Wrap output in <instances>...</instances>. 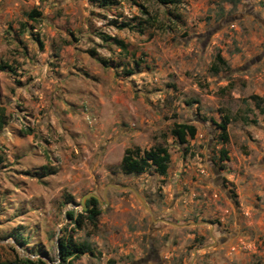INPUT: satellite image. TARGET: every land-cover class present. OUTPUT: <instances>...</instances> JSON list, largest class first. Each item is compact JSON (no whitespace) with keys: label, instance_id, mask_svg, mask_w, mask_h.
Instances as JSON below:
<instances>
[{"label":"rangeland","instance_id":"1","mask_svg":"<svg viewBox=\"0 0 264 264\" xmlns=\"http://www.w3.org/2000/svg\"><path fill=\"white\" fill-rule=\"evenodd\" d=\"M112 1L0 0V262L264 264V0Z\"/></svg>","mask_w":264,"mask_h":264},{"label":"trees","instance_id":"2","mask_svg":"<svg viewBox=\"0 0 264 264\" xmlns=\"http://www.w3.org/2000/svg\"><path fill=\"white\" fill-rule=\"evenodd\" d=\"M108 3H113L112 0H102ZM161 5H173L178 2V0H156ZM39 13L32 10L28 13L30 19L38 16ZM119 28L126 27L125 24H114ZM106 40L112 41L118 48L123 49L124 44L114 37H106ZM94 53L92 54V56ZM217 60L220 63H223V60L217 56ZM103 63V60H102ZM255 100V107L259 108V112L264 113V107L260 106V103L264 100L257 96H252ZM229 124V117L223 115L220 123L217 124V127L220 130V136L222 141L227 140L226 126ZM196 133V129L191 124L186 123H175L173 124V135L180 143H185L187 138L192 139ZM169 163V154L167 148L161 144L152 146L149 149L140 150L139 147L126 148L121 157V167L124 173L133 174L141 173L145 171L150 166H153L155 172L160 176H165L167 172V166ZM100 210L97 205L95 198H90L86 201V209L83 210L82 214H76L72 210L66 212V217L70 220H73L74 225L79 226L81 223L82 217L88 218L89 221H94V219L99 215ZM58 264H72V260L77 257L78 254H83L84 249L75 243L69 238L68 240H61L58 244ZM0 264H48L42 259L30 260L28 258H18L13 262H0Z\"/></svg>","mask_w":264,"mask_h":264},{"label":"water","instance_id":"3","mask_svg":"<svg viewBox=\"0 0 264 264\" xmlns=\"http://www.w3.org/2000/svg\"><path fill=\"white\" fill-rule=\"evenodd\" d=\"M89 196L94 197L93 195H89ZM86 197H87V196H84V197L82 198V200H81V204L83 205V210L86 209V206H85V204H84V200H85Z\"/></svg>","mask_w":264,"mask_h":264},{"label":"built area","instance_id":"4","mask_svg":"<svg viewBox=\"0 0 264 264\" xmlns=\"http://www.w3.org/2000/svg\"><path fill=\"white\" fill-rule=\"evenodd\" d=\"M58 263V260H57V262H55V264H57Z\"/></svg>","mask_w":264,"mask_h":264}]
</instances>
